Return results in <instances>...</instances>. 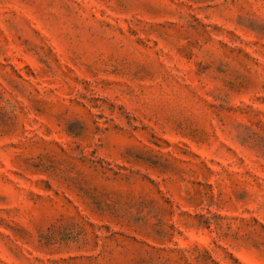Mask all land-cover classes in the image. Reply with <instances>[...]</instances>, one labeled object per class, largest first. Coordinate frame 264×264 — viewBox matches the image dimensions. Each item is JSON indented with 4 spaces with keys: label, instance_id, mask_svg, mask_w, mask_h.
I'll return each mask as SVG.
<instances>
[{
    "label": "rangeland",
    "instance_id": "374dc122",
    "mask_svg": "<svg viewBox=\"0 0 264 264\" xmlns=\"http://www.w3.org/2000/svg\"><path fill=\"white\" fill-rule=\"evenodd\" d=\"M0 264H264V0H0Z\"/></svg>",
    "mask_w": 264,
    "mask_h": 264
}]
</instances>
